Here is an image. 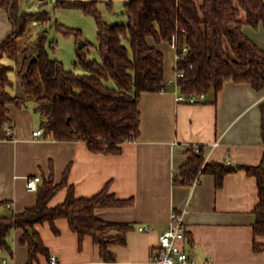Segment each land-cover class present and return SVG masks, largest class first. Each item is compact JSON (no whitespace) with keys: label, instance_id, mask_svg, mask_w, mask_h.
Returning a JSON list of instances; mask_svg holds the SVG:
<instances>
[{"label":"crops","instance_id":"obj_1","mask_svg":"<svg viewBox=\"0 0 264 264\" xmlns=\"http://www.w3.org/2000/svg\"><path fill=\"white\" fill-rule=\"evenodd\" d=\"M101 1L107 2L110 11L114 3L124 7L128 0H97L98 4ZM12 30L6 11L0 7V42ZM243 31L264 50V30L245 24ZM152 39L148 37V43L163 53L164 79H170L175 52L167 41L156 43ZM165 87L164 91L141 93L138 135L122 143L117 153L91 151L80 140L34 136L32 131L39 128L34 104H10L12 135L0 139V216L22 212L36 203V190L26 188L27 176L51 173L59 183L65 173L66 185L54 194L50 205L65 199L69 185L78 197L92 196L107 186L115 197L131 203L97 208L96 216L130 227L123 233V243L108 244L113 258L106 260L92 237L85 236L79 246L78 236L65 218L55 221L58 234L47 222L36 224L49 254H55L60 264L145 262L157 251L159 235L168 227L172 209H185V236L180 244L195 264H264V249L253 250L254 241L264 243V235L253 234L258 201L253 176L236 169L224 175L216 187L213 174L198 172L190 180L197 178L196 184L173 183L174 174L193 151L200 150L205 161L233 165L260 162L264 152L260 126L264 86L256 90L249 83L227 80L217 93H205V98L195 103L176 102L173 85ZM141 225L149 229L138 230ZM22 233L19 228L11 231L8 239L12 255L3 252L1 258L12 264L27 263L28 246L20 242ZM47 261L39 254L32 264Z\"/></svg>","mask_w":264,"mask_h":264},{"label":"trees","instance_id":"obj_2","mask_svg":"<svg viewBox=\"0 0 264 264\" xmlns=\"http://www.w3.org/2000/svg\"><path fill=\"white\" fill-rule=\"evenodd\" d=\"M55 6L77 8L95 19L99 59L86 57L82 50L86 43L78 59L85 72L67 70L49 55L46 30L40 31L30 46L20 47V37L30 23L44 24L50 15L44 9L21 11L19 0H0L13 28L0 42V139L10 138L6 129L11 123L8 106L23 107L32 101L44 138L80 140L94 152H119L122 143L138 135L141 93L161 91L165 85L163 53L148 43V37L156 43H171L175 37L179 48L187 46L176 64L184 73L178 86L185 94L217 93L227 80L249 83L256 90L264 86V50L243 31L245 24L264 28V0H128L124 4L125 23H107L97 0H56ZM4 56L17 66L16 93L11 92L14 83L9 78L14 65L4 62ZM109 80L113 86L107 84ZM260 126L264 138V109ZM236 169L256 179L253 234L264 235V152L258 164L233 165L205 161L200 150L193 151L174 174L173 183L189 182L200 172L213 174L219 187L224 175ZM65 178L64 173L62 181L55 183L51 173L42 176L34 205L0 216V259L3 252L12 255L8 238L16 228L22 229L20 242L28 246L26 264L34 263L39 254L48 258V248L35 225L47 222L58 234L55 221L65 218L77 234L79 246L90 236L100 245L104 258L112 260L108 244L123 243V233L130 225L101 220L95 210L131 201L115 197L107 186L92 196L78 197L69 185L65 199L50 205V199L66 185ZM114 231L118 233L112 234ZM100 238L105 239L104 244ZM262 249L264 243L253 242V250Z\"/></svg>","mask_w":264,"mask_h":264},{"label":"rangeland","instance_id":"obj_3","mask_svg":"<svg viewBox=\"0 0 264 264\" xmlns=\"http://www.w3.org/2000/svg\"><path fill=\"white\" fill-rule=\"evenodd\" d=\"M55 3L56 0H19L21 11L36 12L40 9H44L47 10L50 15V19L44 24L39 21L30 23L26 33L20 37V47L30 46L35 41L37 34L42 30H46L48 37L46 47L49 55L60 60L67 70H72L76 73H84L85 71L78 63L79 54L75 48L79 40H84L87 45H85L82 50L86 57L90 59H99L95 19L80 9L56 7ZM98 9L107 23L127 22L122 4L114 3L113 9L109 11L107 9V2L101 1L98 4ZM61 28L69 29V32H64V30H60ZM259 28L264 30L262 25L254 29L257 30ZM50 42L52 45L49 44ZM3 60L6 63L14 65V62L5 56ZM9 78L14 83L11 92L16 93L18 81L17 66L14 65L9 71ZM107 84L111 86L114 85L111 80H109ZM29 102L33 104L32 101Z\"/></svg>","mask_w":264,"mask_h":264},{"label":"built area","instance_id":"obj_4","mask_svg":"<svg viewBox=\"0 0 264 264\" xmlns=\"http://www.w3.org/2000/svg\"><path fill=\"white\" fill-rule=\"evenodd\" d=\"M174 55V74L173 77L164 80L165 85L162 87L161 91L166 90L167 84L173 85V93L176 102H187L195 103L201 101L205 98V93L200 94H185L180 91L178 86V79L181 78L184 73L183 71L177 69V61L181 56L187 51V46L181 48L177 45V40L173 37L171 43ZM9 135H12V127L10 125L6 126ZM34 136H41L43 134V128L39 127L32 131ZM196 149L198 145H195ZM41 181V176H27L26 177V188L28 190H37L38 183ZM192 184L197 183V178L190 181ZM184 210L172 209L170 212V219L168 227L159 235L157 251L153 253L150 258L140 264H195V262L190 258V256L185 251L184 247L180 244V241L184 239L185 231L183 225L182 214ZM149 226L141 225L138 226V230L145 231L148 230ZM0 264H12L7 258H1ZM47 264H60L58 258L55 254H50L48 257Z\"/></svg>","mask_w":264,"mask_h":264},{"label":"water","instance_id":"obj_5","mask_svg":"<svg viewBox=\"0 0 264 264\" xmlns=\"http://www.w3.org/2000/svg\"><path fill=\"white\" fill-rule=\"evenodd\" d=\"M85 44H86V42H85L84 40H79V41H78V43H77V45H76V48H75L78 54H80V50H81V48H82ZM33 60H34V57L31 58V61H33ZM29 231L31 232V230H29ZM99 241H100L102 244H104L105 239L100 238Z\"/></svg>","mask_w":264,"mask_h":264}]
</instances>
